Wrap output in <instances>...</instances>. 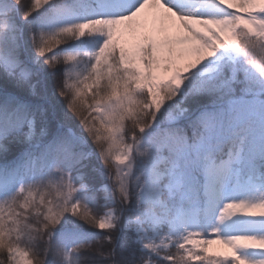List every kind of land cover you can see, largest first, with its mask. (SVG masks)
Here are the masks:
<instances>
[{"label":"snow or ice","instance_id":"obj_1","mask_svg":"<svg viewBox=\"0 0 264 264\" xmlns=\"http://www.w3.org/2000/svg\"><path fill=\"white\" fill-rule=\"evenodd\" d=\"M0 264H264V0H0Z\"/></svg>","mask_w":264,"mask_h":264},{"label":"rangeland","instance_id":"obj_2","mask_svg":"<svg viewBox=\"0 0 264 264\" xmlns=\"http://www.w3.org/2000/svg\"><path fill=\"white\" fill-rule=\"evenodd\" d=\"M129 50L133 51L132 45H129ZM227 249L222 244H212L209 246V252L214 253L220 256H223L227 253Z\"/></svg>","mask_w":264,"mask_h":264},{"label":"trees","instance_id":"obj_3","mask_svg":"<svg viewBox=\"0 0 264 264\" xmlns=\"http://www.w3.org/2000/svg\"><path fill=\"white\" fill-rule=\"evenodd\" d=\"M87 31V30H86Z\"/></svg>","mask_w":264,"mask_h":264}]
</instances>
